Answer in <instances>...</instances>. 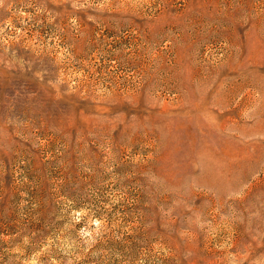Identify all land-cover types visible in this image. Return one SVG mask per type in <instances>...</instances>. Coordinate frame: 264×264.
I'll return each mask as SVG.
<instances>
[{
	"label": "rangeland",
	"instance_id": "obj_1",
	"mask_svg": "<svg viewBox=\"0 0 264 264\" xmlns=\"http://www.w3.org/2000/svg\"><path fill=\"white\" fill-rule=\"evenodd\" d=\"M0 264H264V0H0Z\"/></svg>",
	"mask_w": 264,
	"mask_h": 264
}]
</instances>
